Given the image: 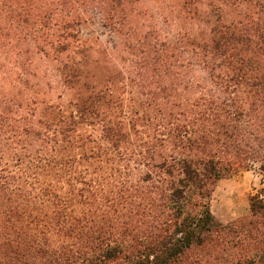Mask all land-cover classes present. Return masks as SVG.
Here are the masks:
<instances>
[{
	"label": "trees",
	"instance_id": "obj_1",
	"mask_svg": "<svg viewBox=\"0 0 264 264\" xmlns=\"http://www.w3.org/2000/svg\"><path fill=\"white\" fill-rule=\"evenodd\" d=\"M129 1L0 0V264H264V186L247 216L210 208L221 178L264 175V0L156 4L174 39L129 47L127 100L75 27L95 6L122 32ZM36 54L67 104L26 90Z\"/></svg>",
	"mask_w": 264,
	"mask_h": 264
},
{
	"label": "rangeland",
	"instance_id": "obj_2",
	"mask_svg": "<svg viewBox=\"0 0 264 264\" xmlns=\"http://www.w3.org/2000/svg\"><path fill=\"white\" fill-rule=\"evenodd\" d=\"M129 2V12H132L133 15L132 19L124 25L122 32L113 29V26L104 20L101 12L95 6H77L85 17L81 24L75 27L82 44L92 49L93 59L105 60L104 67L106 66V68L99 69L102 71L103 77L105 76L117 84V87L114 85V88L119 93L125 92L124 95L127 100L132 96L135 97L138 91L137 85L128 79L130 77V79L138 81V69L134 66L137 56L129 47L138 45L144 35H149V39L152 38L157 30L162 32L161 38L163 40L166 38L174 39L173 32H170L171 26L155 11L156 4L170 10L166 5L174 4V0H130ZM83 10L86 13H83ZM25 48L28 46L26 45ZM180 51L179 49L173 54V59L177 60L178 64L183 62ZM22 58L27 59V55H23ZM33 59L31 70L35 76H32L33 82L28 85L29 88L26 90L39 100H45L55 105L67 104L69 100H72L79 87L68 90L67 86L64 85L63 78L56 73V68L60 67L61 64L58 66L56 63L55 66L53 61L45 58L42 54L33 55ZM196 69L195 75L203 74L198 67ZM91 70L93 73L99 74L98 69L93 67ZM179 70L182 71V68ZM120 72L122 76H119ZM17 90L14 89V92ZM38 104L39 111L43 106ZM262 186H264V175L258 164L223 177L217 181L214 187L210 199L211 211L223 223L247 216L251 212L250 197Z\"/></svg>",
	"mask_w": 264,
	"mask_h": 264
}]
</instances>
